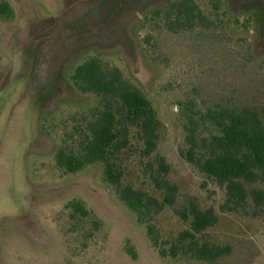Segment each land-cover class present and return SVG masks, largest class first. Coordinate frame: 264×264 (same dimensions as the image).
Here are the masks:
<instances>
[{
    "label": "rangeland",
    "instance_id": "rangeland-1",
    "mask_svg": "<svg viewBox=\"0 0 264 264\" xmlns=\"http://www.w3.org/2000/svg\"><path fill=\"white\" fill-rule=\"evenodd\" d=\"M6 1L12 13L0 16V264H264V221L217 211L207 234L228 246V254L213 263L162 258L102 181L99 165L63 173L54 164L62 121L95 104L92 94L73 86L71 73L98 57L118 66L165 124L159 151L170 164L179 203L195 197L201 207L217 210L218 191L179 155L177 102L255 105L264 116V0H221L227 14L216 32L181 36L143 23L164 0ZM199 4L213 11L210 0ZM256 10L257 27H243ZM126 163V182L162 196L143 182L135 162ZM73 199L93 212L96 230L90 219L68 217L64 206ZM69 223L77 231L67 233ZM156 223L170 241L187 228L173 208Z\"/></svg>",
    "mask_w": 264,
    "mask_h": 264
},
{
    "label": "trees",
    "instance_id": "trees-1",
    "mask_svg": "<svg viewBox=\"0 0 264 264\" xmlns=\"http://www.w3.org/2000/svg\"><path fill=\"white\" fill-rule=\"evenodd\" d=\"M210 4L213 11L207 13L199 0H164L161 8L143 23L172 36L216 32L227 13L221 11V0H210ZM11 13L8 2L0 0V16ZM260 16V11L252 12L242 26L253 23L256 28ZM144 41L149 43L148 34ZM71 81L80 93L92 94L95 104L62 121L60 146L54 155L56 168L63 173H76L99 165L102 181L134 214L136 222L144 226L160 257L186 256L213 263L228 254V246L212 243L207 234L218 221L217 211L264 221V116L257 106L204 105L193 98L177 102L176 119L183 142L179 155L218 191L216 210L213 205L201 207L195 197L179 203L178 186L170 178V164L159 151L165 124L151 100L118 66L91 57L74 68ZM129 148L134 151L123 156ZM126 161L135 162L143 182L162 196L126 182ZM64 208L69 210L70 219H90L95 230L99 227V221L82 200L68 201ZM167 208H173L187 226L174 241L166 239L156 223ZM75 231L77 227L69 223L66 232ZM128 252L134 256L129 249Z\"/></svg>",
    "mask_w": 264,
    "mask_h": 264
}]
</instances>
